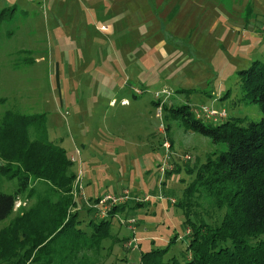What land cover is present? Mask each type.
Here are the masks:
<instances>
[{
  "label": "rangeland",
  "instance_id": "rangeland-1",
  "mask_svg": "<svg viewBox=\"0 0 264 264\" xmlns=\"http://www.w3.org/2000/svg\"><path fill=\"white\" fill-rule=\"evenodd\" d=\"M160 1L104 0L99 10L95 0H0V10L14 9L0 25V117L44 115L46 140L60 142L71 163L84 230L100 215L96 198H127L112 207L103 264H138L141 253L170 241L162 261L185 264L186 219L219 220L199 190L183 192L221 149L166 109L224 110L242 124L261 118L243 100L237 73L264 62V0H182V44L164 26L143 38L152 21L136 25L126 16L125 8L140 5V14L148 9L157 18ZM13 185L0 178V192ZM184 203L189 216L177 207Z\"/></svg>",
  "mask_w": 264,
  "mask_h": 264
},
{
  "label": "trees",
  "instance_id": "trees-1",
  "mask_svg": "<svg viewBox=\"0 0 264 264\" xmlns=\"http://www.w3.org/2000/svg\"><path fill=\"white\" fill-rule=\"evenodd\" d=\"M13 10H0V25ZM237 76L243 100L258 108L259 121L207 122L197 118L188 105L165 110L185 130L221 149L213 160H206L202 176L196 170L197 177L183 192L192 195L199 190L221 212L215 226L186 219L185 264H264V62H252ZM43 121V114L7 111L0 117V178L14 184L10 194L0 192V222L11 217L0 229V264H103L102 255L104 259L107 252L100 243L109 236L117 208L102 219L92 215L86 230L81 227L71 163L60 142L46 140ZM21 198L22 207L15 212ZM186 204L177 207L189 216ZM169 243L141 253L138 264H178L174 258L162 261Z\"/></svg>",
  "mask_w": 264,
  "mask_h": 264
},
{
  "label": "crops",
  "instance_id": "crops-1",
  "mask_svg": "<svg viewBox=\"0 0 264 264\" xmlns=\"http://www.w3.org/2000/svg\"><path fill=\"white\" fill-rule=\"evenodd\" d=\"M103 1L104 0H95V4H98L99 10L103 8V4L101 3ZM182 4V0H161L157 5L159 6L157 18H155L151 10L148 9L147 11H144L143 14H140V10H143V7L140 5L132 6L130 11L128 8H125V11L126 16L130 14V18H132L131 22L135 21L136 25H138L139 22L142 24L145 20L152 21V24H148L150 27L146 29V35L143 38L157 36L159 28L164 26L168 29L166 35L170 38L172 36L171 39L182 44ZM120 13H123V8H119V14ZM105 32H107V29Z\"/></svg>",
  "mask_w": 264,
  "mask_h": 264
},
{
  "label": "built area",
  "instance_id": "built-area-1",
  "mask_svg": "<svg viewBox=\"0 0 264 264\" xmlns=\"http://www.w3.org/2000/svg\"><path fill=\"white\" fill-rule=\"evenodd\" d=\"M100 31H106V28H100ZM192 113L199 119H202L207 122H220L224 120L226 117L224 110H214V109H207V108H200L199 110L192 109ZM165 149H167V145H164ZM127 201V198H112L109 196H103L98 199L97 203L94 204V208L96 212H99L100 215L98 217L105 218L106 214L108 213L109 209L122 204L123 202ZM136 201V200H135ZM139 201V200H137ZM109 206V208H107ZM119 223H122L119 221ZM129 246V243L128 245Z\"/></svg>",
  "mask_w": 264,
  "mask_h": 264
}]
</instances>
